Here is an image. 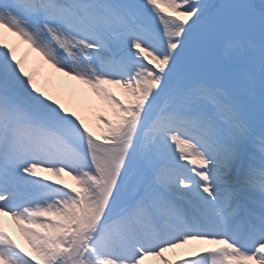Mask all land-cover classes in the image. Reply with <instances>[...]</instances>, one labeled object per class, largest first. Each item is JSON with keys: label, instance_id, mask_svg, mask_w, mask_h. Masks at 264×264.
Returning <instances> with one entry per match:
<instances>
[{"label": "snow or ice", "instance_id": "6c2138e0", "mask_svg": "<svg viewBox=\"0 0 264 264\" xmlns=\"http://www.w3.org/2000/svg\"><path fill=\"white\" fill-rule=\"evenodd\" d=\"M0 264H264V0H0Z\"/></svg>", "mask_w": 264, "mask_h": 264}, {"label": "rangeland", "instance_id": "374dc122", "mask_svg": "<svg viewBox=\"0 0 264 264\" xmlns=\"http://www.w3.org/2000/svg\"><path fill=\"white\" fill-rule=\"evenodd\" d=\"M26 49H27V45H23V44L20 45V52H18V55H20V53L24 52ZM33 54H35V53H33ZM28 58L34 61V56L32 55V53H30V55L28 56ZM45 71H47L46 68H45ZM54 79L56 81H61V80L65 81L66 82V86H67V88L69 90H72L74 87H76V82H74V81L73 82H69L67 80V78L59 77V76L55 75Z\"/></svg>", "mask_w": 264, "mask_h": 264}, {"label": "bare ground", "instance_id": "6f19581e", "mask_svg": "<svg viewBox=\"0 0 264 264\" xmlns=\"http://www.w3.org/2000/svg\"><path fill=\"white\" fill-rule=\"evenodd\" d=\"M21 50H22V49H21ZM21 52H22V51H21ZM32 55L34 56V60H35V59H36V54H33V53H32ZM28 63H29V65H31V64L33 63V60H31V59L28 58ZM45 68H46V70H47V66H45ZM55 75L61 77L60 74H58V73L55 74ZM69 82H73V81H69ZM9 223H10V222H9ZM12 234H13L14 238L18 240V242H20V243L23 244V241L21 240V237L19 236L18 233L13 232ZM189 247H193V246H189Z\"/></svg>", "mask_w": 264, "mask_h": 264}]
</instances>
